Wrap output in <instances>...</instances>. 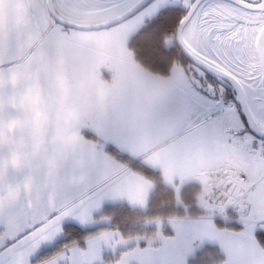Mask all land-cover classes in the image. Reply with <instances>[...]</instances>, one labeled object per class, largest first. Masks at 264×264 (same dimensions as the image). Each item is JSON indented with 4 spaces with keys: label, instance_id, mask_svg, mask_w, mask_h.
<instances>
[{
    "label": "snow or ice",
    "instance_id": "1",
    "mask_svg": "<svg viewBox=\"0 0 264 264\" xmlns=\"http://www.w3.org/2000/svg\"><path fill=\"white\" fill-rule=\"evenodd\" d=\"M183 9L176 24L187 46L185 54L196 68L190 109L219 139L230 141L246 177L231 181L240 195L226 197L238 217L235 229L226 234L210 221H202L201 227L220 242L224 264H264V224L256 228L264 220V56L255 62L259 49L248 42L257 29L264 33V0H183ZM146 11L155 13L154 23L159 24L171 17L175 7L167 0H154ZM214 78L219 89L209 85L206 92L199 87L203 80ZM87 212L70 195L41 197L34 206L16 199L0 200V264H105L101 243L112 240L110 233L85 237L83 244L71 240L51 256L40 258L44 244L64 235L66 218L75 216L85 223ZM172 223L178 236L182 226ZM164 239L167 247L170 241Z\"/></svg>",
    "mask_w": 264,
    "mask_h": 264
},
{
    "label": "rangeland",
    "instance_id": "2",
    "mask_svg": "<svg viewBox=\"0 0 264 264\" xmlns=\"http://www.w3.org/2000/svg\"><path fill=\"white\" fill-rule=\"evenodd\" d=\"M141 1L142 0H53V4L58 16L63 20L80 26H94L116 19L137 6ZM153 2L154 0L151 3ZM167 2L183 13V0H167ZM151 3L137 15L125 22L99 31H74L61 27L49 18L51 22H53V25L49 29L50 32L45 34L41 39V41H54L61 34L79 36L81 38L94 37L101 33L106 34V38L103 40L100 50L93 60L95 74L98 79L105 84L111 83L112 81L113 71L111 64L113 61L130 62L133 79L135 81V90L122 91L115 95L111 99V102H109L107 107L109 109V106L115 107L113 112L115 116L112 117V121H110L109 124H106L103 131L104 140L102 144L97 141L98 138L94 134H91L93 125L94 127L97 125L96 115H99L98 111H90L82 120L74 121L71 127L68 128H62L60 124L53 119L51 114L52 99L49 94L47 81L42 74H38L33 78L32 75L26 73L23 68L24 61L36 53L37 48H35L33 54L23 58L22 61L0 70V190H7L9 195L12 194V192L20 191V195H14L17 196L16 200L18 197L24 196L25 200H21L20 203L25 206H34L41 197L44 199H47L49 196L60 198L65 195H70L73 202L80 205V200H82L81 194H86L85 187L87 185L90 187L95 185L96 181H99L100 178L105 175L104 173L109 171L108 166H102V164L106 165V163L97 159V157H99L97 154L101 150H104L107 157L111 159L115 158L116 155L119 157L118 159L124 161L123 163H126L131 170L142 174L138 170L140 163L127 159L114 148L110 149L108 147V140L113 144L114 140H116V143L122 142L124 138H120L114 134L119 133L118 131L123 130L124 127H128L133 128V141L144 143V139L141 136L142 134L139 131V128L143 127L141 124L142 120L140 117H137V115L143 113L142 109H140L142 108V103L135 106L131 101L134 99L135 95L145 92V88L143 84H141L143 76L140 74H142V71H140L141 68L138 67L142 66L136 61L134 52L129 47V41L139 30L143 29L147 23L155 19V13L149 15L146 11ZM170 18L176 20L175 16ZM91 20H95L96 23L80 22ZM162 24L161 26L164 27ZM259 32L260 31L257 29L254 36L255 41ZM161 34L165 41V49L168 51L165 53L166 56L164 58L172 64L170 79L174 81L178 75L181 74L185 80L184 75L186 74V78H188L189 82L195 84L196 77H194L193 73L196 71V68L187 62V60L184 59V61H182L183 56L179 57V55H177V49L175 48V33L169 35L165 33ZM252 48L256 49L255 46H252ZM255 62H258L257 52H255ZM13 76H15V79H13ZM214 80L215 78L213 80H203L199 87L208 91L209 85L212 82L214 87L219 89V83L214 82ZM139 81L140 84L138 83ZM34 90L39 92L45 106L49 108L47 119H33L30 109L26 106V97H29ZM170 91L171 95L175 96L179 104L180 96L178 91L174 86L170 88ZM116 118H118L117 122H114ZM13 128L14 130L11 132ZM136 131L138 134H135ZM207 135L208 136L204 137L192 135L190 138L195 139L199 144L214 143L210 138L211 133L207 132ZM175 145L176 144L173 143L171 147ZM105 149H107V151ZM99 154L101 155V153ZM96 164L98 166H96ZM140 168H142V166ZM150 184L152 185V193L155 189V185L154 183L152 184L151 181ZM45 188H54L55 191L45 192L43 191ZM38 190L41 191L38 192ZM119 191L122 197L128 198H134L140 192L136 184H133V189L128 190L126 188L125 190ZM3 194L4 193L0 194V200L5 198ZM176 194L175 195L179 197L176 201L179 203L180 190L177 191ZM189 195L191 194L188 193L186 197ZM212 195L213 193L210 192V190L208 191L202 188L197 190L195 202H198L200 208L199 210L196 207L199 211L197 218L203 217L206 212L208 215L220 213V207H216L211 201ZM100 198L102 199L103 196ZM182 200L185 201V199ZM130 203H137L135 205H140V200L134 199L133 203L131 201ZM119 205L128 206L119 203L115 205L108 204L98 210V213H87L89 219L85 223L77 224L69 222L65 223V225L82 226L84 227L82 230L97 228L101 233L108 231V229L112 227L111 223L113 222L112 218H110V216L108 217L109 214H102L103 209L107 206ZM209 205L212 206L211 212L208 211ZM202 209H204V211ZM229 214L230 217L231 215L236 216L233 212ZM71 218L79 220L75 216H70L65 220ZM133 221H136V219ZM162 222L163 221L158 219L143 220L141 223L142 227L152 229L154 232L151 233L152 237L147 239L141 237L139 239L147 240L148 243L155 241L158 236L157 233H159L161 226H163ZM118 223L120 222H117V224ZM261 224H264V222ZM111 231L119 232L117 229ZM63 238L64 235L60 240ZM124 239L126 240V238ZM59 241L54 243L53 247ZM107 255H110V253Z\"/></svg>",
    "mask_w": 264,
    "mask_h": 264
},
{
    "label": "crops",
    "instance_id": "3",
    "mask_svg": "<svg viewBox=\"0 0 264 264\" xmlns=\"http://www.w3.org/2000/svg\"><path fill=\"white\" fill-rule=\"evenodd\" d=\"M49 18L51 17L47 11V0H0V70L18 63L34 53L36 44H30L29 40L33 37H39L41 40L45 34L50 32L49 29L52 27L53 22ZM138 67L142 71V74H140L141 72L139 74L143 76L141 84H143L145 92L135 95L131 101L135 106L142 103L140 109L143 113L137 115V117L142 120L143 127L150 126L153 132L150 135H144L140 131L143 127L139 128L144 143H137L133 141V128L124 127L123 130L118 131L119 133L114 134L124 138L123 141L116 143V140H114L113 144L108 140V147L110 149L114 148L119 154L140 163L143 167L159 172L163 184L173 188L176 192L181 191L188 185H195L213 193L225 184H221V181L246 180V177L242 175L239 158L230 148V141L219 139L214 130L205 127L197 119L195 113L191 111L189 106L192 98L190 86L193 84L186 78V74L184 75L185 80L183 75L179 74L176 80L173 81L170 79V74L167 77H161L140 66ZM138 83L140 84V81ZM210 85L214 87L212 82ZM172 86L175 87L180 96L179 104L175 96L171 95L170 88ZM109 107L110 109L106 107L103 112L98 111L99 115H96L97 125L95 127L93 125L91 129V134H94L101 144L104 140L103 131L106 124H109L112 117L115 116L113 113L115 107ZM117 119L114 122H117ZM13 130L14 128L11 132ZM207 132L211 133L210 138L214 143L199 144L195 139L190 138L192 135L208 136ZM135 134H138V132L136 131ZM173 143L176 145L171 147ZM197 147L206 154L226 155L228 160L231 161L228 165L229 171L224 170V164H212L207 171H195L200 164L205 162V157L196 159L191 155L193 149ZM161 149H164V151H161ZM105 150L107 151V149ZM103 153L104 150L99 151L97 159L105 162L106 165L102 164V166H108L109 171L105 172V175L99 181H96L95 185L90 187L86 184V194H81L80 205L85 206L88 209L87 213L91 212L92 214L98 213V210L105 205L118 203L126 204L133 209L145 210L152 191L149 178L131 170L116 155L115 158L111 159ZM96 166L98 165L96 164ZM133 184L137 185L140 190L139 194L134 198L122 197L119 190L133 189ZM2 193L5 197L3 201L6 203L17 197L16 195H9L7 190L1 189L0 194ZM12 193L20 195V191ZM23 199L25 200L24 196L17 198L19 202ZM134 199H139L140 205H135L137 203H133ZM211 201L213 202L212 196ZM196 207L200 210L198 202ZM202 210L204 211V209ZM230 212L236 214L235 209L228 212L224 209L219 214L208 215L206 212L201 218L169 220L164 225L162 224L157 239L143 248L139 247L142 242L139 238L125 240L117 231L102 232L110 233L112 240L121 242L113 244L110 240L107 245L102 242L101 255L104 258L109 253L122 252L117 261L124 258L126 264H187L188 260L204 246H215L225 260L226 256L220 242L212 238L209 230L202 229L201 224L202 221H210L216 230H226L227 234V232L234 229L219 228L216 220H223L226 223L234 222L237 225L239 223L237 215H231L230 217ZM69 222L81 224L80 220L72 218L64 220V224ZM172 222L182 226L178 236ZM263 222L264 220L257 222V230ZM78 227L84 229L82 226ZM164 229L169 233V236L164 234ZM61 238L62 236L58 237L57 241ZM164 238L170 241L167 247H164ZM56 242L46 243L42 247L45 250L49 249ZM116 262L113 264H116ZM222 264H224V261Z\"/></svg>",
    "mask_w": 264,
    "mask_h": 264
},
{
    "label": "clouds",
    "instance_id": "4",
    "mask_svg": "<svg viewBox=\"0 0 264 264\" xmlns=\"http://www.w3.org/2000/svg\"><path fill=\"white\" fill-rule=\"evenodd\" d=\"M80 22L96 23L95 20ZM105 38L106 34L103 33L88 38L61 34L54 41H41L39 37L29 40L30 44H36L37 51L24 61L23 68L33 78L42 74L47 81L52 99L51 114L62 128L71 127L74 121L82 120L90 111L103 112L111 99L122 91L135 90L130 62H112L111 83L105 84L96 76L93 60ZM248 42L255 46V37L249 34ZM261 44H264V38ZM26 106L30 109L33 119H47L49 108L45 106L38 91L34 90L26 97ZM140 131L144 135H150L153 129L144 126ZM191 155L196 159L205 157V162L195 171H207L212 164H224V170L229 171L228 165L231 161L226 155L206 154L198 147L193 149ZM226 182L221 181V184ZM228 193L234 197L240 195L235 184L227 190L221 187L220 194L223 197L226 198ZM211 210L212 206L209 205L208 211ZM251 264L257 262L253 261Z\"/></svg>",
    "mask_w": 264,
    "mask_h": 264
},
{
    "label": "trees",
    "instance_id": "5",
    "mask_svg": "<svg viewBox=\"0 0 264 264\" xmlns=\"http://www.w3.org/2000/svg\"><path fill=\"white\" fill-rule=\"evenodd\" d=\"M183 13L178 8H175V12L171 14V17H179ZM173 21V22H172ZM155 24L154 20L147 23V25L139 30L129 41V47L134 52L136 61L152 74L167 77L172 69L171 62H168L164 57L168 52L165 49V41L162 38L161 33L171 34L176 33L177 24L176 20L169 18L166 22ZM172 29V30H171ZM176 29V30H174ZM171 30V31H170ZM138 41V42H137ZM136 43V45H135ZM138 43V44H137ZM177 55L182 57L177 45ZM182 61L184 58L182 57ZM136 164V163H133ZM138 167V166H137ZM141 167V165H140ZM139 171L146 175L149 180L154 183L155 189L149 195V200L145 211L138 209H132L129 206H107L103 209V215H108L112 218L111 226L108 230L117 229L122 237L126 239L132 238H149L152 237V229L142 227L143 220L158 219L163 221V225L167 221L172 219H192L198 217V210L196 208V195L199 187L195 185H188L180 191V202L176 200L175 191L163 184L161 175L159 172H155L146 167L140 168ZM187 192V193H186ZM191 194L186 197L187 194ZM182 199H185L182 200ZM190 202V203H189ZM200 214V213H199ZM136 219V221H133ZM117 222H120L117 224ZM219 228L235 229L236 223H226L223 220H216ZM101 231L97 228L91 230H82L74 225H67L64 238L60 240L53 248L43 252L41 259L51 256L64 244L71 240L80 241L84 243V238L88 236H96ZM164 234L169 236V233L165 231ZM148 245L147 240H142L139 247H146ZM122 252L115 254L105 255V264L115 263ZM224 257L221 255L219 249L215 246H204L195 255L188 260L187 264H222Z\"/></svg>",
    "mask_w": 264,
    "mask_h": 264
},
{
    "label": "water",
    "instance_id": "6",
    "mask_svg": "<svg viewBox=\"0 0 264 264\" xmlns=\"http://www.w3.org/2000/svg\"><path fill=\"white\" fill-rule=\"evenodd\" d=\"M152 1L153 0H142L137 6H135L131 10L127 11L123 15L117 17L116 19L109 21V22H106V23H103V24L94 25V26H80V25H76V24H73V23H70V22L63 20L62 18H60V16H58V14L56 12V10L54 8L53 0H47V11H48L50 17L52 18V20L55 23H57L58 25H60L61 27L72 29L74 31H79V32L99 31L102 29H108V28L117 26V25L125 22L126 20L137 15L139 12H141L143 9H145ZM262 38H264V33L260 32L258 37H257L256 45H255L256 49H259L258 51H256L257 56H258V60L262 56H264V44H261ZM175 42H176V45H177L180 53L184 57V59L190 63V61L188 60V57L185 54L187 46L185 45V43L182 40V31L178 27H177V30L175 33ZM191 65H193V64H191Z\"/></svg>",
    "mask_w": 264,
    "mask_h": 264
},
{
    "label": "built area",
    "instance_id": "7",
    "mask_svg": "<svg viewBox=\"0 0 264 264\" xmlns=\"http://www.w3.org/2000/svg\"><path fill=\"white\" fill-rule=\"evenodd\" d=\"M232 186V182H227L225 183L222 187L227 190V188L231 187ZM220 188L216 189L214 192H213V195H212V200H213V203L215 204V206L218 205V207H223V209L226 210V212L228 211H231L233 210L234 208L230 205L227 204V200L225 197H223L221 194H220Z\"/></svg>",
    "mask_w": 264,
    "mask_h": 264
},
{
    "label": "flooded vegetation",
    "instance_id": "8",
    "mask_svg": "<svg viewBox=\"0 0 264 264\" xmlns=\"http://www.w3.org/2000/svg\"><path fill=\"white\" fill-rule=\"evenodd\" d=\"M260 33V32H259ZM257 40V39H256ZM255 45H256V43H255ZM257 58H258V56H257ZM259 61V60H258Z\"/></svg>",
    "mask_w": 264,
    "mask_h": 264
}]
</instances>
